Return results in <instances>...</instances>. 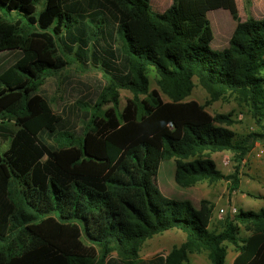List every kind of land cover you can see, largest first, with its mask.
<instances>
[{
	"label": "trees",
	"instance_id": "1",
	"mask_svg": "<svg viewBox=\"0 0 264 264\" xmlns=\"http://www.w3.org/2000/svg\"><path fill=\"white\" fill-rule=\"evenodd\" d=\"M217 9L236 22L220 49L208 16ZM8 51L19 56L0 72V264H184L202 252L228 264L227 241L232 264H264V208H238L216 231L207 200L194 207L157 186L160 163L174 159L182 188L239 187V168L227 175L205 153L231 151L240 163L264 131L237 138L232 113L186 98L198 79L264 130V17L242 20L236 0H174L164 12L151 0H0ZM77 62L99 67L105 84L70 126L41 87ZM123 89L133 96L122 107ZM175 228L181 245L139 258L147 239Z\"/></svg>",
	"mask_w": 264,
	"mask_h": 264
},
{
	"label": "rangeland",
	"instance_id": "2",
	"mask_svg": "<svg viewBox=\"0 0 264 264\" xmlns=\"http://www.w3.org/2000/svg\"><path fill=\"white\" fill-rule=\"evenodd\" d=\"M174 0H151L154 9L164 12ZM239 8V16L242 20L249 17L261 19L264 17V0H236ZM44 8L43 1L38 5V12ZM209 19L215 33L214 49L227 45L236 27L230 12L226 9H217L209 13ZM19 56L18 51H8L0 54V72L13 64ZM195 86L192 93L186 99H196L206 106L212 113H232L235 122L231 125L237 134V138H244L253 132L264 131L260 125L238 104L232 96L212 101L209 92L194 80ZM105 84V77L97 66L84 68L80 63H73L56 75L51 76L41 87V93L50 101L54 111L59 114L68 125H82L84 118L82 106L85 102L96 99L101 88ZM158 87L156 78L151 75V88ZM165 100H169L166 94H162ZM133 93L129 90H121V105L126 103ZM107 107V106H105ZM14 126V125H13ZM7 148V144H0V149ZM264 139H256L247 156L238 162V158L231 151L207 152L215 160L217 167L223 173L231 175L237 172L239 187L234 188L232 179H222L209 183L199 182L193 186L182 188L175 180V160H163L157 175V186L166 196L175 200H188L194 207H199L202 200H207L213 205V213L210 227L212 230L221 231L227 214L220 209L228 210L233 203L238 208L245 210H260L264 208ZM229 161L226 165L225 161ZM234 191H238L235 193ZM245 193V194H244ZM252 194V195H251ZM247 233L241 230L240 236ZM186 240V234L180 229H170L147 239L139 252V258H150L157 253L168 254L174 247L181 245ZM227 262L237 255L235 246L226 242ZM111 257L117 258L114 253ZM184 264H212L208 253H191L189 260Z\"/></svg>",
	"mask_w": 264,
	"mask_h": 264
},
{
	"label": "built area",
	"instance_id": "3",
	"mask_svg": "<svg viewBox=\"0 0 264 264\" xmlns=\"http://www.w3.org/2000/svg\"><path fill=\"white\" fill-rule=\"evenodd\" d=\"M264 151L262 150L261 153H263ZM229 163V161H225V164L227 165ZM220 212L223 214H229L231 216H234L235 214H237L238 212V207L235 206L233 203L230 204V207L228 208V210L224 209V208H221L220 209Z\"/></svg>",
	"mask_w": 264,
	"mask_h": 264
},
{
	"label": "crops",
	"instance_id": "4",
	"mask_svg": "<svg viewBox=\"0 0 264 264\" xmlns=\"http://www.w3.org/2000/svg\"><path fill=\"white\" fill-rule=\"evenodd\" d=\"M5 145V144H4ZM235 193H237L238 191H234ZM245 194V193H244ZM236 256H234V257H231V262L230 263H228V264H232V262H233V260H234V258H235Z\"/></svg>",
	"mask_w": 264,
	"mask_h": 264
}]
</instances>
